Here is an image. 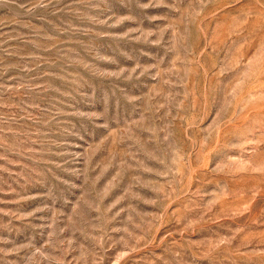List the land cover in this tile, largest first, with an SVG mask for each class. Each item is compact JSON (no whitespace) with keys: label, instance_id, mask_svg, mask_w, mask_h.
I'll return each instance as SVG.
<instances>
[{"label":"rangeland","instance_id":"obj_1","mask_svg":"<svg viewBox=\"0 0 264 264\" xmlns=\"http://www.w3.org/2000/svg\"><path fill=\"white\" fill-rule=\"evenodd\" d=\"M0 264H264V0H0Z\"/></svg>","mask_w":264,"mask_h":264}]
</instances>
